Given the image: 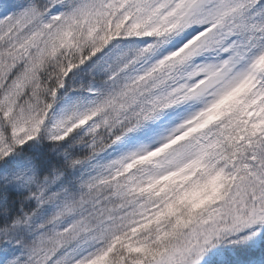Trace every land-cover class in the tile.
Listing matches in <instances>:
<instances>
[{"label": "snow or ice", "instance_id": "1", "mask_svg": "<svg viewBox=\"0 0 264 264\" xmlns=\"http://www.w3.org/2000/svg\"><path fill=\"white\" fill-rule=\"evenodd\" d=\"M0 264H264V0H0Z\"/></svg>", "mask_w": 264, "mask_h": 264}]
</instances>
